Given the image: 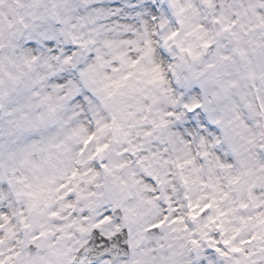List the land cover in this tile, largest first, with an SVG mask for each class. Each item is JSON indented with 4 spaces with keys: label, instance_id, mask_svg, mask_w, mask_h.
I'll return each instance as SVG.
<instances>
[{
    "label": "snow or ice",
    "instance_id": "obj_1",
    "mask_svg": "<svg viewBox=\"0 0 264 264\" xmlns=\"http://www.w3.org/2000/svg\"><path fill=\"white\" fill-rule=\"evenodd\" d=\"M0 264H264V0H0Z\"/></svg>",
    "mask_w": 264,
    "mask_h": 264
}]
</instances>
